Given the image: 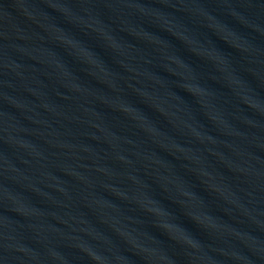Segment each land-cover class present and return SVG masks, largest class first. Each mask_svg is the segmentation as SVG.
<instances>
[{
	"label": "water",
	"instance_id": "1",
	"mask_svg": "<svg viewBox=\"0 0 264 264\" xmlns=\"http://www.w3.org/2000/svg\"><path fill=\"white\" fill-rule=\"evenodd\" d=\"M0 264H264V0H0Z\"/></svg>",
	"mask_w": 264,
	"mask_h": 264
}]
</instances>
